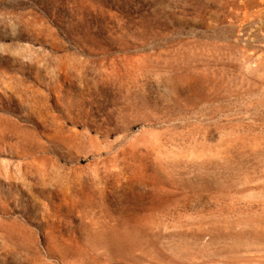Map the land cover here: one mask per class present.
<instances>
[{"label":"rangeland","instance_id":"obj_1","mask_svg":"<svg viewBox=\"0 0 264 264\" xmlns=\"http://www.w3.org/2000/svg\"><path fill=\"white\" fill-rule=\"evenodd\" d=\"M0 264H264V0H0Z\"/></svg>","mask_w":264,"mask_h":264}]
</instances>
